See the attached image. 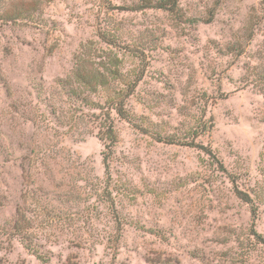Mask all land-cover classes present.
I'll return each instance as SVG.
<instances>
[{"label": "rangeland", "instance_id": "374dc122", "mask_svg": "<svg viewBox=\"0 0 264 264\" xmlns=\"http://www.w3.org/2000/svg\"><path fill=\"white\" fill-rule=\"evenodd\" d=\"M158 1L0 0V264H264V0Z\"/></svg>", "mask_w": 264, "mask_h": 264}, {"label": "trees", "instance_id": "16d2710c", "mask_svg": "<svg viewBox=\"0 0 264 264\" xmlns=\"http://www.w3.org/2000/svg\"><path fill=\"white\" fill-rule=\"evenodd\" d=\"M264 1H262L261 3L263 4ZM168 4H173L174 5V0H159L156 4L155 7L157 8H166V5ZM264 7V5H262ZM25 5H23L22 3L17 4L13 6V11L12 13L17 15L19 14L21 11L25 10ZM255 18V16L253 15L251 17ZM250 19V20H251ZM250 20L248 22V25L246 27V30L249 31L250 33H252L253 27L256 25V23H250ZM251 36V34H250ZM117 60H113V62H115ZM87 61H80L79 64L76 65L75 71H74V78L75 80L81 84L84 88H87L89 91L91 92H95L97 91L98 88H105L108 89L109 84H110V80L111 79H118L119 81H121V83L123 84L122 88H119L118 91L115 93V91L113 92V95H111V97H107L106 101H105V105L107 104V108L108 109H113L116 114L123 118L128 120L129 116L127 114V111L125 109V100L126 98H128L134 91L136 84L138 83V81L140 80V73L138 72V74L136 76H134L133 79H129V76L126 77V75L120 73L118 70H116V68H103V71L101 70H97L96 68H93L92 64H90V62L86 63ZM113 64V63H111ZM114 65V64H113ZM113 67H116L115 65ZM261 78L264 79V71L261 72ZM73 93L74 90H72ZM82 100L87 104V105H99V104H95L94 101L92 100H87L86 98H82ZM98 107V106H97ZM105 120H108V124L104 130V134L103 136H101L100 138L102 140H107V144L105 145V148L107 149V154L105 153L103 160H104V165H105V169L108 168V164H107V159L109 156V152L111 147L115 144L117 138L114 132V128H113V122L111 120V118L109 117V114H106ZM192 143V142H191ZM197 145V144H195ZM200 147H202L201 145H199ZM235 192L239 195V197L241 199H243L244 201H250L248 196L246 194H243L241 191H239L237 188H235ZM254 211V209H252ZM19 226H14V229H17ZM251 231V236L253 237V242L255 244L257 243H263L264 244V239L262 238V236L260 234H258L252 227L250 228Z\"/></svg>", "mask_w": 264, "mask_h": 264}]
</instances>
